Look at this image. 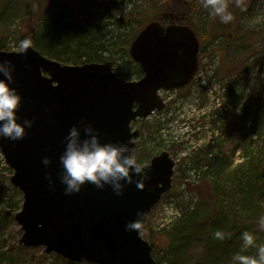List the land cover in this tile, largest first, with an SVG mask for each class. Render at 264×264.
<instances>
[{
    "label": "water",
    "instance_id": "obj_1",
    "mask_svg": "<svg viewBox=\"0 0 264 264\" xmlns=\"http://www.w3.org/2000/svg\"><path fill=\"white\" fill-rule=\"evenodd\" d=\"M200 43L189 26L148 23L130 46V56L143 77L126 81L112 62L62 65L26 45L21 52L0 49V60L15 65V87L22 95L18 115L34 120L23 140L0 138V152L13 170L12 185L23 194L15 216L25 248H44L72 263L157 264L141 229L152 209L172 189L176 162L164 152L144 166L149 179L143 188L126 185L123 195L111 186L86 183L65 195L59 157L64 137L83 120L99 130L102 142H126L135 148L140 132L132 124L165 109L161 91L189 86L199 70ZM0 78H4L0 75ZM47 156L52 163L45 166ZM46 173H51L55 190ZM135 176V173H133ZM139 179V177H136ZM142 213L138 230L125 224Z\"/></svg>",
    "mask_w": 264,
    "mask_h": 264
},
{
    "label": "rangeland",
    "instance_id": "obj_2",
    "mask_svg": "<svg viewBox=\"0 0 264 264\" xmlns=\"http://www.w3.org/2000/svg\"><path fill=\"white\" fill-rule=\"evenodd\" d=\"M157 0H0V46L5 52H20L25 48L24 37L29 32L39 15L50 20L55 17H69L92 24L102 22L103 35L113 48L118 41H130L138 33L140 27L149 22L152 15L151 7ZM203 9L195 15L194 28L199 32L217 15L213 14V5L220 0H201ZM228 11L235 13L231 33L253 32L258 35L256 46L246 58L242 67L245 77L231 91V79H222L216 74L221 62V56L214 59L203 58L205 70H200L192 84L182 91L162 92L161 97L166 103V109L156 112L147 119H139L132 124L134 131L140 136L135 140L134 151L138 161L144 166L163 152H167L176 162L173 176V186L156 207L151 219L146 223L147 240L154 245L153 257L157 264H210L206 250L207 234L201 231L212 215L209 208L204 207L211 200L215 205H224L226 209L237 213L244 208L240 191H236L239 182L250 180L256 173H262L264 186V81L259 82V75H264V67L258 61L264 54V0H224ZM39 4L41 12L39 13ZM236 9V10H235ZM142 20L141 25L125 23L124 19ZM122 20L121 28L117 27ZM138 23V22H134ZM140 24V23H139ZM201 28V29H200ZM201 34V32H199ZM104 57H111L115 72L127 74L134 69L135 62L123 54L105 52ZM94 63V62H92ZM72 66L70 64H66ZM139 77H132L131 81ZM235 87V88H234ZM257 98L259 103L252 99ZM256 100V99H255ZM246 114L245 118L243 116ZM232 144L234 151L228 148ZM214 145L213 153L207 158V167H193L187 159L195 147L205 149ZM220 145V146H218ZM221 146L224 148L220 156ZM188 154V155H187ZM219 158L232 162L223 169ZM8 168L2 155L0 156V251L3 250L17 260L28 258V255L42 253L46 264H69L57 254L42 251L23 252L20 239L23 235L15 216L23 206V194L15 196L18 191L12 183L13 170ZM226 179L230 189L222 190L213 187L215 180ZM203 189V191H202ZM234 189V191H233ZM251 198L254 209L252 220L243 226L234 241L233 253L222 264H250L253 258L259 260L260 249L264 247V190L256 191ZM217 195V196H216ZM194 209L186 211L192 202ZM175 203L174 205H169ZM168 207V208H166ZM181 211L201 216L195 223V231L200 239L190 241L184 259L177 257L169 239L170 230L181 218L175 216ZM192 212V213H191ZM176 218L172 223L168 220ZM231 219H234L230 216ZM229 218V219H230ZM232 228L233 224L229 223ZM172 228V227H171ZM238 230V228H236ZM224 237V235H222ZM239 239V240H238ZM238 241H244L241 248ZM253 249L250 251L249 249ZM29 249V248H27ZM183 261V262H182ZM6 264H11L7 262Z\"/></svg>",
    "mask_w": 264,
    "mask_h": 264
},
{
    "label": "trees",
    "instance_id": "obj_3",
    "mask_svg": "<svg viewBox=\"0 0 264 264\" xmlns=\"http://www.w3.org/2000/svg\"><path fill=\"white\" fill-rule=\"evenodd\" d=\"M151 7L152 15L149 18V22L159 21L162 24H181L193 28L196 32L200 43V54H199V71L205 70L206 67L203 64V58L207 57L214 59L217 55L221 56V62L217 68L216 74L222 79L230 78L231 87L227 90L231 91L233 85H237L239 81L244 79L242 77L243 70L242 67L246 62L247 56L253 53V49L256 46L255 41L258 38V35L253 32L243 33H231L233 30V23L236 21L235 13L232 14V19L228 23L221 22L219 16H216L209 24H206L205 27H202L199 32L194 28L195 15L203 9V3L201 0H157L153 3ZM236 10V9H235ZM39 13L41 12V7L39 4ZM43 16V15H42ZM39 15L38 19L33 22L35 23L33 29L28 34V37H24V41L27 40V45H31L36 51H38L44 57L58 61L62 65L70 64L72 66H79L86 63H105L111 60V57H104L105 52L112 51L114 54H123L130 58V45L135 39L136 35L142 30L145 26L140 27L137 34L130 41H118L114 45H111L113 48L109 47V42L106 40L105 35H103L104 25L102 22L94 21L92 24L85 23L75 18H69L66 16L55 17L50 20H44L43 17ZM125 23L141 25L142 20H133V19H124ZM122 20L118 21L117 27L121 28L123 25ZM138 22V23H134ZM140 23V24H139ZM0 49L2 50L1 46ZM262 67H264V54L261 55L258 61ZM119 77H122L126 81H131L132 77L137 76L140 79L143 76L142 70L139 64L134 65V69L130 70L126 75L119 74L116 72ZM258 81H264V75H259ZM191 87V86H190ZM235 88V87H234ZM185 90V89H184ZM182 91V90H181ZM256 99V100H255ZM252 99L255 102L259 103L257 98ZM246 114L243 116L245 118ZM220 146V145H218ZM228 150L232 153L234 148L231 143L228 145ZM215 146L209 145L205 149H199L195 147L188 156V160L193 167H207L208 158L207 156L210 153H213ZM222 150L220 151V156L223 155L224 148L221 146ZM1 156V154H0ZM223 163V169L226 166H230L232 162L229 160H224V158L217 157ZM9 168V167H8ZM10 169V168H9ZM12 171V170H10ZM262 173H256L250 180L244 184V181L239 182L236 191H240L241 200L244 201V208L241 211H230L226 209L224 205H215L214 209L212 208L211 200L207 201L204 204V207L209 208L210 214L212 215L209 219L210 221L204 225L201 231H206L207 241H206V250L208 260L211 261L210 264H222L224 260L227 259L229 255L233 253L232 247L234 241H237V235L241 231L240 229L245 226L247 223H250L253 216L254 209L250 207L253 206V201L251 198L254 197L255 193L264 190L262 184ZM213 187L216 189L222 190L221 192H226L225 190L230 189L226 179L215 180ZM203 191V189H202ZM234 191V189H233ZM169 193L165 194L161 201L168 196ZM21 195V192L15 191V196ZM217 196V195H216ZM158 206V205H157ZM156 206V207H157ZM154 208L150 215L149 220L151 219L154 211L157 208ZM191 207L186 208V211H190ZM183 213L181 220L178 221L174 226L169 228L170 234L169 239L171 247L176 250L177 256L184 259L186 250L190 244V241L195 238L200 239L198 232L195 231V223L199 222L201 216L197 215V212L192 214ZM234 219H231L230 216ZM230 218V219H229ZM233 224V227H229V223ZM238 228V230H236ZM148 225L144 226L141 229L142 237L147 240L146 231ZM219 233V235H217ZM224 235V237L222 236ZM239 240V239H238ZM244 244L238 241L239 248ZM153 250L154 245H151ZM20 250L26 252L27 255L29 252L42 251V248L27 249L25 247H19ZM252 251L253 249H249ZM8 253H11L8 251ZM2 248L0 251V264H6L10 262L11 264H46L44 260L48 255L42 253V255L37 256L36 254L28 255V258L25 257L22 263L20 259L17 260L18 255L15 254V259L12 260L13 256L9 255ZM185 253V254H184ZM12 254V253H11ZM66 261V260H65ZM69 264H89L86 262L82 263H72L67 261ZM183 262V261H182ZM209 264V263H208Z\"/></svg>",
    "mask_w": 264,
    "mask_h": 264
},
{
    "label": "clouds",
    "instance_id": "obj_4",
    "mask_svg": "<svg viewBox=\"0 0 264 264\" xmlns=\"http://www.w3.org/2000/svg\"><path fill=\"white\" fill-rule=\"evenodd\" d=\"M213 14L219 16L223 23L232 19V13L228 11L224 0L213 5ZM23 43L26 46L27 40ZM14 72L15 65L11 61L0 60V75L4 77L0 78V138L18 141L24 139L26 130L33 127L34 120H21L18 115L23 97L17 88L12 87L15 84ZM81 123L83 130L80 124H73L68 130L64 137L65 148L59 157L63 169L60 181L65 186V195L81 192L86 183H92L100 189L111 186L117 195H123L128 184L136 183L139 188H143L149 176L144 165L138 161L134 149L126 142H102L98 129L83 120ZM42 163L49 166L52 161L45 156ZM46 176L54 191L52 174L46 173ZM141 217L142 213L138 211L137 219L125 224L126 230H138ZM250 264H264V247L260 249L259 260L253 258Z\"/></svg>",
    "mask_w": 264,
    "mask_h": 264
},
{
    "label": "built area",
    "instance_id": "obj_5",
    "mask_svg": "<svg viewBox=\"0 0 264 264\" xmlns=\"http://www.w3.org/2000/svg\"><path fill=\"white\" fill-rule=\"evenodd\" d=\"M175 203H170L169 205L171 206V205H174ZM166 208H168V207H166ZM181 214H180V212L178 213V214H176L175 216H180ZM176 218H172V219H170V220H168L167 221V223L169 224V223H172L174 220H175Z\"/></svg>",
    "mask_w": 264,
    "mask_h": 264
},
{
    "label": "flooded vegetation",
    "instance_id": "obj_6",
    "mask_svg": "<svg viewBox=\"0 0 264 264\" xmlns=\"http://www.w3.org/2000/svg\"><path fill=\"white\" fill-rule=\"evenodd\" d=\"M166 109V108H165Z\"/></svg>",
    "mask_w": 264,
    "mask_h": 264
}]
</instances>
